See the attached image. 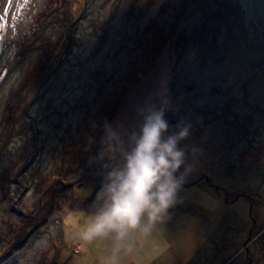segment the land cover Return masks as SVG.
I'll return each instance as SVG.
<instances>
[{"label":"rangeland","instance_id":"374dc122","mask_svg":"<svg viewBox=\"0 0 264 264\" xmlns=\"http://www.w3.org/2000/svg\"><path fill=\"white\" fill-rule=\"evenodd\" d=\"M162 86L198 154L119 264H264V0H0V264H108L87 137Z\"/></svg>","mask_w":264,"mask_h":264},{"label":"clouds","instance_id":"9594fccd","mask_svg":"<svg viewBox=\"0 0 264 264\" xmlns=\"http://www.w3.org/2000/svg\"><path fill=\"white\" fill-rule=\"evenodd\" d=\"M167 95L162 86L158 103L137 110L134 126L105 119L102 135L87 137L89 165L101 181L92 205L96 211L78 238L84 244L110 241L108 264H119L121 254L133 251L134 234L147 238L168 219L193 171L198 149L184 143L193 126L185 119L170 126L165 114L173 106Z\"/></svg>","mask_w":264,"mask_h":264},{"label":"trees","instance_id":"16d2710c","mask_svg":"<svg viewBox=\"0 0 264 264\" xmlns=\"http://www.w3.org/2000/svg\"><path fill=\"white\" fill-rule=\"evenodd\" d=\"M192 88V87H191ZM74 150L73 149H71V150H69V158H72V156L71 155H74V153L72 154V152H73ZM88 152V151H87ZM84 157H85V155L84 154H79V152H77L76 153V155L74 156V162L76 163V164H74L75 166L76 165H78V164H81L82 163V160L84 159ZM79 161H80V163H79ZM249 237V236H248ZM250 239H251V236H250Z\"/></svg>","mask_w":264,"mask_h":264},{"label":"flooded vegetation","instance_id":"af4514ba","mask_svg":"<svg viewBox=\"0 0 264 264\" xmlns=\"http://www.w3.org/2000/svg\"><path fill=\"white\" fill-rule=\"evenodd\" d=\"M250 219H251V221H252V228L248 231L247 236L251 235V239H252V232H253V230H254V229L256 228V226H257V221H256L254 215H253ZM250 244H251V240H250Z\"/></svg>","mask_w":264,"mask_h":264},{"label":"water","instance_id":"95a60500","mask_svg":"<svg viewBox=\"0 0 264 264\" xmlns=\"http://www.w3.org/2000/svg\"><path fill=\"white\" fill-rule=\"evenodd\" d=\"M252 216V215H251ZM251 235H249V238H250Z\"/></svg>","mask_w":264,"mask_h":264}]
</instances>
